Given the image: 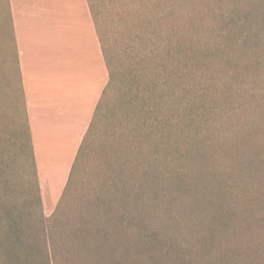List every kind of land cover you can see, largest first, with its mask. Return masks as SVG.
I'll list each match as a JSON object with an SVG mask.
<instances>
[{"label":"rangeland","instance_id":"obj_1","mask_svg":"<svg viewBox=\"0 0 264 264\" xmlns=\"http://www.w3.org/2000/svg\"><path fill=\"white\" fill-rule=\"evenodd\" d=\"M92 2L118 87L130 86L133 80L131 69L139 57L138 66L140 63L145 71L155 70L161 80L167 81L170 89L166 96L171 97L173 110L183 109L186 114L187 123L183 130L187 136L206 135L211 143L224 145V150L235 146L226 144L232 141L235 131L243 130L246 133L244 137L257 131L264 140V28L259 31L241 24L230 25L228 21L234 19V15L235 19H240L246 13L256 14L251 18L264 19V0ZM239 8L241 10L236 15ZM179 29L185 31L182 63H177L163 49L169 34ZM229 31L235 40L247 34L253 35L255 44L245 46L244 43L236 42L229 37ZM153 47L156 58L152 62L139 61L146 50ZM112 88L105 94L95 132L90 136L87 133L88 142L78 167L80 185H77L71 208L72 212L82 209L86 205L83 199L89 197L94 205L91 216L99 218L109 213L106 210L109 207L105 205L108 201H113L118 210L127 208L133 215L138 214L137 208L142 205L137 193L126 192L123 186H112L114 180L125 175L127 167L129 173L132 169L135 171L134 159L141 153L137 135L133 131L137 124L134 117L138 113L136 103L130 98L121 101L117 98L120 88L115 94ZM151 107L152 102L147 100L145 109L153 110ZM149 117L153 120L154 113L151 112ZM30 139L9 3L8 0H0V192L8 200L11 197L21 205L29 203L34 192ZM239 140L240 137L237 142ZM148 146V142H145L144 151ZM244 149L246 160L242 162L253 165V161H256L264 171V149L257 146ZM222 155L221 152L219 157ZM34 159L37 167L35 155ZM181 171L189 174V177L193 176L196 181L193 170L182 161L173 167L169 177L171 181H176ZM249 172L259 178L247 177ZM242 175L240 178L230 173H218L203 178L201 188L213 189V184L228 182L233 184L232 194L241 196L245 181L249 198L255 199L258 198L256 189L261 183V201H264V175L253 169ZM133 178L139 183L144 177L136 171ZM112 187L115 188L110 192ZM132 187L135 189L136 183L133 182ZM123 194L129 196L131 203L123 204ZM34 209L30 203L29 210ZM49 209L46 211L44 207L46 220L51 218L56 208L52 211ZM85 212L86 209L83 214ZM35 216L33 221L36 220ZM156 223L158 226L157 218Z\"/></svg>","mask_w":264,"mask_h":264},{"label":"trees","instance_id":"obj_2","mask_svg":"<svg viewBox=\"0 0 264 264\" xmlns=\"http://www.w3.org/2000/svg\"><path fill=\"white\" fill-rule=\"evenodd\" d=\"M254 15L246 13L240 19H235L234 15V19L228 21L230 25L241 24L261 31L264 19L251 18ZM228 34L232 38V32ZM184 36L185 31L179 29L169 34L163 45L166 54L177 63L184 61ZM254 39L253 35L247 34L233 40L248 46L255 44ZM103 51L110 69V83L105 94L112 87L114 93L120 87L116 73L110 68L105 46ZM154 55L155 47L146 50L139 61L152 62L156 58ZM138 59L131 69L133 80L130 86L120 88L117 98L121 101L130 98L136 103L138 113L134 117L137 124L133 131L141 153L134 159L135 171L132 169L129 173L127 167L125 175L114 180L112 186H123L126 192L137 193L142 209L139 206L138 214L133 215L127 208L118 210L113 201H108L105 205L109 207L106 209L109 213L99 218L91 216L94 205L89 197H85L83 202L86 205L77 212L71 211L77 185H80L78 167L88 142L89 137H86L54 214L46 220L30 139L34 188L31 198L35 201L31 199L21 205L10 196L8 200L0 192V264H264L261 183L256 189L258 198L255 199L249 198L245 181L241 196L232 194L233 184L228 182L213 184V189L201 188L203 178L218 173L242 178L245 171L253 169L264 175L256 161L253 165L242 162L246 160L244 147L264 149L261 134L254 131L244 137L246 133L243 130L235 131L232 141L226 142L235 146L226 150L224 145L211 143L206 135L187 136L183 130L187 123L186 114L183 109L173 110L171 97L166 96L170 89L167 81L161 80L155 70L145 71L140 63L138 66ZM105 94L90 126L89 136L98 126L97 118L104 105ZM147 100L152 102L153 110L145 109ZM151 112L154 113L153 120L149 117ZM145 142L149 146L144 151ZM221 152L223 155L219 157ZM181 161L193 170L196 181L184 171L177 175L176 181H171V171ZM136 171L144 177L139 183L133 178ZM249 176L259 178L251 172L247 173ZM133 182L136 183L135 189ZM139 187L141 189H137ZM122 199L123 204L131 203L128 195L123 194ZM30 203L35 207L33 211L29 210ZM84 209L86 212L83 214Z\"/></svg>","mask_w":264,"mask_h":264},{"label":"crops","instance_id":"obj_3","mask_svg":"<svg viewBox=\"0 0 264 264\" xmlns=\"http://www.w3.org/2000/svg\"><path fill=\"white\" fill-rule=\"evenodd\" d=\"M8 3L43 205L52 211L108 89L110 69L92 0Z\"/></svg>","mask_w":264,"mask_h":264}]
</instances>
